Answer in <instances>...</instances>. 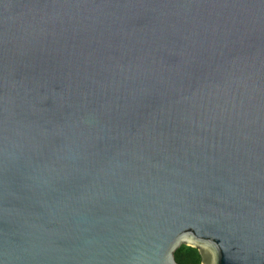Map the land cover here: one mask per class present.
<instances>
[{
    "label": "water",
    "instance_id": "obj_1",
    "mask_svg": "<svg viewBox=\"0 0 264 264\" xmlns=\"http://www.w3.org/2000/svg\"><path fill=\"white\" fill-rule=\"evenodd\" d=\"M264 264V0H0V264Z\"/></svg>",
    "mask_w": 264,
    "mask_h": 264
},
{
    "label": "trees",
    "instance_id": "obj_2",
    "mask_svg": "<svg viewBox=\"0 0 264 264\" xmlns=\"http://www.w3.org/2000/svg\"><path fill=\"white\" fill-rule=\"evenodd\" d=\"M178 264H202V257L197 248L183 245L176 253Z\"/></svg>",
    "mask_w": 264,
    "mask_h": 264
}]
</instances>
